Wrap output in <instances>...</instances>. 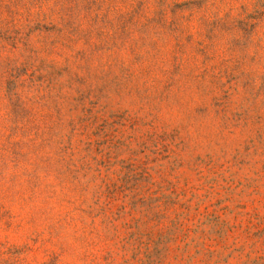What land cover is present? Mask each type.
<instances>
[{
	"label": "rangeland",
	"instance_id": "rangeland-1",
	"mask_svg": "<svg viewBox=\"0 0 264 264\" xmlns=\"http://www.w3.org/2000/svg\"><path fill=\"white\" fill-rule=\"evenodd\" d=\"M0 264H264V0H0Z\"/></svg>",
	"mask_w": 264,
	"mask_h": 264
}]
</instances>
